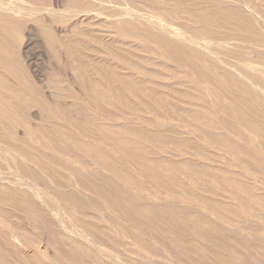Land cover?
<instances>
[{"label": "bare ground", "instance_id": "bare-ground-1", "mask_svg": "<svg viewBox=\"0 0 264 264\" xmlns=\"http://www.w3.org/2000/svg\"><path fill=\"white\" fill-rule=\"evenodd\" d=\"M42 1L29 0L17 15L14 0H0V127L9 142L0 152L76 191L82 185L73 176L94 175L111 197L83 188L111 212V224L124 219L118 203L140 213L164 204L198 208L221 223L232 216L264 223V0H67L70 9L107 1L116 10L104 12L114 20L97 23V34L74 22L64 35L55 26L65 19L40 12L48 10ZM27 21L49 59L65 55L43 76L47 84L21 58ZM78 109L92 112L75 120L69 114ZM18 127L23 138L14 135ZM148 187L165 197L149 198Z\"/></svg>", "mask_w": 264, "mask_h": 264}, {"label": "rangeland", "instance_id": "rangeland-1", "mask_svg": "<svg viewBox=\"0 0 264 264\" xmlns=\"http://www.w3.org/2000/svg\"><path fill=\"white\" fill-rule=\"evenodd\" d=\"M66 1L43 0L39 6L48 8L39 10L46 16L56 13L65 19L55 26L60 35L74 22L80 28H94L96 33L100 27L97 23L114 20L104 12L116 10L115 4L90 2L92 10L81 11L76 7L67 8ZM14 2L21 8L17 15L32 6L29 0ZM35 25L31 21L23 23L18 37L19 50L23 61L31 63V71L47 84L45 77L50 73L49 68L62 67L65 55L60 54L59 63L49 59V48ZM72 90L76 92L77 88ZM68 101L65 103L69 104ZM90 112L78 109L69 115L83 120ZM32 114H37V110L32 109L29 120L38 123L39 119ZM14 135L23 138V128L18 127ZM8 143L7 131L0 127V149ZM0 155H3L0 157V264H264V223L258 217L244 220L232 216L231 223H221L201 214L204 212L198 208L163 204L147 206L144 210L150 219L158 217L159 222L152 225L142 218L146 217L145 213L137 212L130 203H118L116 211L124 218L116 222L118 226L115 222L109 223L111 212L98 207L92 193L83 188L93 184L108 194V187L94 175L73 176L75 183L82 185L76 191L73 186L52 183L46 175L35 172L31 164L21 161L13 164L12 157L1 152ZM90 167L94 169L93 165ZM146 190L144 193L149 198L161 201L165 197V192L157 193V198L153 188ZM67 202L72 206L69 211L64 207ZM140 246L145 254L139 253Z\"/></svg>", "mask_w": 264, "mask_h": 264}]
</instances>
